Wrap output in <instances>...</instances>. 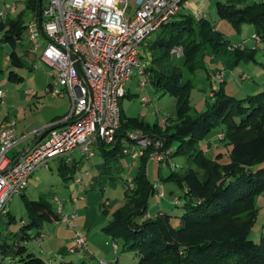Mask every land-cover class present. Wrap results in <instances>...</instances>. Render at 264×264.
Masks as SVG:
<instances>
[{"label":"rangeland","instance_id":"rangeland-1","mask_svg":"<svg viewBox=\"0 0 264 264\" xmlns=\"http://www.w3.org/2000/svg\"><path fill=\"white\" fill-rule=\"evenodd\" d=\"M25 1L0 0V11L4 16L16 17L22 13L21 17L26 28L22 32L20 44L24 45L28 43L29 25L34 19L31 10L25 6ZM134 1L129 0L130 8L133 7ZM217 1L225 3L227 0H184L185 8H181V12L193 16L196 10L206 13L214 30L228 40L229 45L235 46L244 55L229 66L224 60V57H229L227 55L222 54L223 56L214 57L211 54L203 56L200 53L194 60L200 57L203 67H195L192 70L187 65L181 64L179 57L172 55V60L182 79L188 82V108L184 111L185 119L197 118L199 114L208 109L209 104L215 102V98L211 97L209 93L212 90L217 91L219 88V84L214 78L219 71L223 72V82L220 84L223 87V92L228 96L243 99L259 93L264 88V36L259 37L260 41L256 42L252 37L258 29L254 22L241 21L235 25L227 17L219 16L216 11ZM254 1L260 0H243L242 6L252 4ZM44 2L45 0H43ZM12 5H15L13 10L11 9ZM156 36L157 31H154L145 38V45H143L144 43L141 45V53L147 49L146 43L155 39ZM10 52V45L4 43L0 48V91L5 95L0 99V122L4 118L16 122L18 146L24 147L26 143L35 140V136L52 121L69 111L70 99L67 95L52 96L46 91L47 83L51 81V77L48 76L49 66L33 59L30 54L22 58L23 64H12L11 60L6 57ZM147 54L149 64L151 54L150 52ZM10 70L15 72V75L8 78ZM141 79L146 81L144 88H140L138 85ZM27 90H30L31 93L27 94L25 92ZM125 90L126 95L120 101L122 118L125 122L129 118H134L137 121L135 127L129 130L139 129L147 135H155L151 129L156 125L159 131H164L167 135L177 131V128L173 126L167 127L172 123L180 122L177 95L163 89L154 91L146 77L136 75V73H133L127 80ZM146 98L147 101L144 102L143 100ZM201 124L199 121L198 128ZM221 131L220 124L211 127L199 139L197 146L209 158H215L216 154L221 152L222 156L219 160L225 163L228 161L227 152L230 145H226L224 141L220 140L218 133ZM127 143L128 141L125 140L123 144ZM177 143L176 138H173L170 150H174ZM249 146L255 147V154H259L264 145L251 144ZM109 149V146L105 147V150ZM93 150L94 155L89 158L82 157L78 150L74 153V156L77 157L75 161L77 160L78 163L75 176L82 177V185L60 173L57 160H51L48 168L35 170L28 178V183L22 192L13 194L7 202L6 209L11 215V219L5 214L0 216V241L6 240L9 244L14 241L20 242L26 247V252H32L41 257L47 264L61 262L99 264L100 260H106L112 264H137L139 259L137 250L124 249L122 236L108 232L105 227L111 223L113 212L125 204V197L130 193L128 187L138 170L139 158L124 154L120 155L122 160L109 159L98 146L94 145ZM262 165L264 162L257 166ZM189 167L200 171L188 154L174 155L168 158L167 162L161 163L147 159L144 168L146 179L155 183V191L149 197L147 213L141 218L142 220H147L148 217L156 218L159 216L158 213H167L172 227L179 228L182 225L180 215L184 211V207L180 203L184 200L183 193L186 190V184L179 177L178 180H174L169 178V175L171 171L182 174ZM80 191L85 200H78L76 206H72L71 201L64 202L62 212L69 213L75 209L74 224L77 229L85 232L87 239L85 248L74 252L67 248L62 255V250L57 243L62 242L63 235L66 236L65 231L68 226L62 222L54 223L46 219L42 220L41 225H33L26 229L31 235L30 237L19 239L20 233H22V224L30 221L23 197L31 201L42 198L50 203L49 212L55 213L57 202L54 201V197L63 202L69 200L70 195L79 196ZM202 193L204 192L202 191ZM202 193L192 196L198 201L203 197ZM106 201L108 205L104 204ZM175 202H179V204L176 205ZM255 204L258 214L248 232V238L257 242L260 234L264 232V191L256 195ZM241 216H245V211ZM198 231L199 228L193 227L182 235L169 236L171 237L169 240L174 244L190 243ZM37 232L41 233L36 238L32 237ZM41 234L47 236L48 240L45 241L40 236ZM57 238L61 240L58 241ZM38 239L40 243L36 242ZM113 242L117 244L115 251L112 246ZM41 245L42 247H40ZM17 258L15 252L11 251L9 254L0 255V264H9Z\"/></svg>","mask_w":264,"mask_h":264},{"label":"trees","instance_id":"trees-1","mask_svg":"<svg viewBox=\"0 0 264 264\" xmlns=\"http://www.w3.org/2000/svg\"><path fill=\"white\" fill-rule=\"evenodd\" d=\"M242 1L227 0L225 3L217 1L216 11L219 16L227 17L235 25L241 21L254 22L258 27L257 34L262 38L264 0L254 1L245 6H242ZM25 2V6L31 10L35 18L38 13L37 0ZM21 16L22 13L16 17L9 15L0 17V48L4 43L10 45L9 60L16 65L23 64L22 58L29 54L28 44L17 43L26 28ZM18 45L21 48V55ZM228 46V40L214 30L207 17L196 19L193 15L181 11L163 23L157 30L156 38L148 43L147 49L151 54V62L147 65L150 84L154 91L163 89L178 96L177 109L180 118L179 123L167 125L177 128L171 135L159 131L156 125L151 130L163 140L161 149L169 150L164 161L167 162L168 158L174 155L188 154L200 171L189 167L182 174L171 171L169 175V178L174 180H178L179 177L186 184L184 200L180 203L184 207L180 215L182 225L174 228L169 223L167 213H158L159 216L156 218L141 219L147 213L148 200L155 191V183L146 179L144 168L147 157L139 158L138 170L128 187L130 193L125 197V204L113 212L111 223L105 227L108 232L122 236L124 249L137 250L139 254L137 264H264V232L260 234L257 242L248 238V232L258 214L255 197L264 191V165L257 166L264 162V146L259 154H255V147L249 146L264 145V88L257 94L236 99L226 95L219 84L218 90L213 94L215 102L209 104L208 109L197 118L185 119L184 111L188 108V82L182 79L170 53L172 48L181 47L182 55L178 58L179 62L191 70L203 65L200 57L194 60L200 53L203 56L211 54L214 57L227 55L229 57H224V60L230 66L244 53L237 48L229 50ZM13 75L15 72L10 70L8 78ZM199 121L202 123L199 125L200 128ZM136 123L134 118H129L125 122L120 108V127L116 131L114 142L97 145L98 148L109 159H119L120 155H123L121 153V148L125 146L123 143L125 140L128 141L127 132L135 127ZM219 124L221 132L224 133L220 140L230 145L227 152L228 161L225 163L219 160L221 152H218L215 158H209L197 146L199 139L211 127ZM44 132L45 130H42L39 136ZM39 136L37 134L35 138ZM173 138H176L178 143L174 150H170ZM106 146L110 149L105 150ZM57 167L67 178L75 179L79 176H75L78 170L77 162L58 160ZM81 193L80 191L79 194ZM200 193L203 194L201 200H195L192 195ZM72 198L64 200L63 205L66 201H72ZM78 200L75 204L71 202V205L76 206ZM23 202L30 221L22 224L20 240L30 237L26 229L33 225H41L43 219L61 222L57 210L55 213L49 212L50 203L44 199L31 201L23 197ZM244 211L245 216L242 217ZM4 214L11 219L7 209ZM193 227L199 228V231L190 243L174 244L169 240L171 238L169 236L182 235ZM40 233L37 232L32 237L36 238ZM11 251H14L18 258L9 264H47L41 257L26 252V247L20 242L14 241L9 244L6 240L0 241V255L9 254Z\"/></svg>","mask_w":264,"mask_h":264},{"label":"built area","instance_id":"built-area-1","mask_svg":"<svg viewBox=\"0 0 264 264\" xmlns=\"http://www.w3.org/2000/svg\"><path fill=\"white\" fill-rule=\"evenodd\" d=\"M183 2L135 0L130 8L129 0H45L42 29L47 39L38 28L36 16L29 25L27 48L33 59L50 68L51 81L46 91L52 96L67 95L70 108L66 115L46 126L36 141L28 142L13 154L9 152L18 141L16 122L10 119L0 122V216L6 212L9 198L22 192L35 170L50 167L54 159L70 163L74 150L82 157H92L94 145L114 142L120 127L119 101L126 92L127 80L133 73L146 77L149 82L151 79L148 61L141 55V45L148 35L180 10ZM11 9H15V5ZM0 17H4L1 11ZM194 17L203 18L206 13L196 10ZM252 37L260 41L257 33ZM234 48L228 46L229 50ZM170 53L180 57L182 48L174 47ZM6 57L9 59L8 55ZM214 78L220 84L223 72L219 71ZM145 84L142 79L138 82L140 88ZM25 92L31 93L30 90ZM214 92L210 91L209 95L213 97ZM4 96L0 91V99ZM218 136L223 138L224 133L219 132ZM127 139L129 144L121 148L123 155L146 156L161 163L169 153L161 149V138L142 130H129ZM74 181L82 184L80 176ZM53 199L57 202L61 222L74 230L70 251L85 248V232L74 224L75 209L63 213V203L57 197ZM78 199L83 196L73 197L71 202L75 204ZM40 236L45 237L44 234ZM112 246L115 251L117 244L113 242ZM99 264L111 263L100 260Z\"/></svg>","mask_w":264,"mask_h":264},{"label":"crops","instance_id":"crops-1","mask_svg":"<svg viewBox=\"0 0 264 264\" xmlns=\"http://www.w3.org/2000/svg\"><path fill=\"white\" fill-rule=\"evenodd\" d=\"M201 4H202V2H201ZM181 8H185V5L184 4H182V6L180 7V10L179 11H181ZM149 43V42H148ZM148 43H146V46L148 47ZM143 45H145V43L143 44ZM20 50H21V48H20ZM19 49H18V51H19V54L21 55V51H20ZM147 53H149V51H148V49H144V52L141 54L142 55V57L144 58V59H147V56H148V54ZM32 56V55H31ZM145 87V86H144ZM143 87V88H144ZM66 115V114H65ZM64 116V115H63ZM39 136V135H38ZM40 137V136H39ZM39 137H37V138H35V140H33L32 142H34V141H36ZM17 143H16V145L14 146V148H12L11 150H10V154H13V153H15V152H17V151H19L20 149H23L24 147H19L18 145V142H19V139H18V137H17ZM27 144V143H26ZM127 144H129V142L127 143ZM126 144V145H127ZM76 152V150H74L72 153H71V158H72V160H71V162L70 163H74V162H77V160L75 161V159H77V157L76 156H74V153ZM118 159V158H117ZM121 159V157H119V159L118 160H120ZM54 160H57V159H54ZM122 160V159H121ZM58 161V160H57ZM73 181H74V179H73ZM91 183V182H90ZM92 184V183H91ZM70 197H75L74 195H70ZM88 198H89V195L87 196V200H88ZM105 205H108V202L106 201L105 203H104ZM55 223V222H54ZM67 231H65L66 232V236H64L63 235V237H64V239H62V242H56L57 243V245L61 248V253H62V255H64L63 253L67 250V248H70L72 245H73V237H74V230L73 229H71V228H67L66 229ZM63 234V233H62ZM56 238V237H55ZM58 239V241H60L61 239L60 238H57ZM44 240L45 241H47L48 240V237L47 236H45L44 237ZM40 247H42V245L40 246Z\"/></svg>","mask_w":264,"mask_h":264},{"label":"water","instance_id":"water-1","mask_svg":"<svg viewBox=\"0 0 264 264\" xmlns=\"http://www.w3.org/2000/svg\"><path fill=\"white\" fill-rule=\"evenodd\" d=\"M37 5H38L37 25H38L39 30L41 31V34H42L44 37H46L45 34H44V31H43V29H42V0H37ZM46 39H47V37H46ZM77 68H78L79 71H80L79 66H77Z\"/></svg>","mask_w":264,"mask_h":264},{"label":"clouds","instance_id":"clouds-1","mask_svg":"<svg viewBox=\"0 0 264 264\" xmlns=\"http://www.w3.org/2000/svg\"><path fill=\"white\" fill-rule=\"evenodd\" d=\"M128 142H129V140H128Z\"/></svg>","mask_w":264,"mask_h":264}]
</instances>
